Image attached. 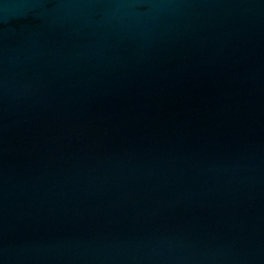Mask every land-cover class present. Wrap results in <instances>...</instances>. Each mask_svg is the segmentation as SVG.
Instances as JSON below:
<instances>
[{"label": "water", "instance_id": "obj_1", "mask_svg": "<svg viewBox=\"0 0 264 264\" xmlns=\"http://www.w3.org/2000/svg\"><path fill=\"white\" fill-rule=\"evenodd\" d=\"M0 264H264V0H0Z\"/></svg>", "mask_w": 264, "mask_h": 264}]
</instances>
